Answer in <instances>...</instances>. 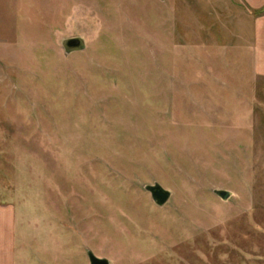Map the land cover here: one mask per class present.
Instances as JSON below:
<instances>
[{"label":"rangeland","instance_id":"rangeland-1","mask_svg":"<svg viewBox=\"0 0 264 264\" xmlns=\"http://www.w3.org/2000/svg\"><path fill=\"white\" fill-rule=\"evenodd\" d=\"M258 16L244 0H0V202L44 261L264 264Z\"/></svg>","mask_w":264,"mask_h":264},{"label":"crops","instance_id":"crops-1","mask_svg":"<svg viewBox=\"0 0 264 264\" xmlns=\"http://www.w3.org/2000/svg\"><path fill=\"white\" fill-rule=\"evenodd\" d=\"M244 4L259 14L254 20L250 53L259 56L257 64L264 65V0H244ZM259 68L264 70V66ZM19 215L16 204L0 202V264H50L31 246L29 233L19 229Z\"/></svg>","mask_w":264,"mask_h":264},{"label":"water","instance_id":"water-1","mask_svg":"<svg viewBox=\"0 0 264 264\" xmlns=\"http://www.w3.org/2000/svg\"><path fill=\"white\" fill-rule=\"evenodd\" d=\"M64 47L68 53L84 50L85 41L81 37L70 38L64 42ZM146 190L151 193L153 200L161 207L166 205L172 196V192L159 183L146 186ZM215 193L223 200H228L232 195L231 192L226 190H216ZM89 258L90 264H111L108 259L100 258L92 252L89 254Z\"/></svg>","mask_w":264,"mask_h":264}]
</instances>
